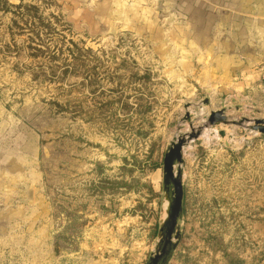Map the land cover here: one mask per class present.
Wrapping results in <instances>:
<instances>
[{
    "label": "rangeland",
    "instance_id": "1",
    "mask_svg": "<svg viewBox=\"0 0 264 264\" xmlns=\"http://www.w3.org/2000/svg\"><path fill=\"white\" fill-rule=\"evenodd\" d=\"M2 1L0 264H146L169 147L211 111L264 119V61L230 83L206 71L161 0L121 23L118 0ZM247 125L182 147L169 264H264V133Z\"/></svg>",
    "mask_w": 264,
    "mask_h": 264
},
{
    "label": "crops",
    "instance_id": "2",
    "mask_svg": "<svg viewBox=\"0 0 264 264\" xmlns=\"http://www.w3.org/2000/svg\"><path fill=\"white\" fill-rule=\"evenodd\" d=\"M161 2L165 17H169L170 22L178 20L184 25L176 39L182 46L189 44L181 46L180 52L184 55L194 53L206 71H222L225 77L221 78L230 83L234 78L232 73L241 72L244 77L246 72H253L264 61V0ZM142 3L143 0H118V22H126L129 14L143 19L154 6ZM191 25L196 31L202 29L204 32L196 33L192 38L187 34ZM190 48L192 52L188 51Z\"/></svg>",
    "mask_w": 264,
    "mask_h": 264
},
{
    "label": "water",
    "instance_id": "3",
    "mask_svg": "<svg viewBox=\"0 0 264 264\" xmlns=\"http://www.w3.org/2000/svg\"><path fill=\"white\" fill-rule=\"evenodd\" d=\"M208 104V101L205 102ZM188 108V106H186ZM189 113L186 112L184 120L189 118ZM247 125L246 130L250 132L264 133V119H255L253 121H230L223 110L211 111L210 115L203 126L197 129L191 128V133L178 137L169 147L163 162V191L165 200V217L161 221L158 231V242L154 253L149 257L146 264H169L173 253L180 239L179 223L183 214V189H182V171L180 165L183 163L182 147L187 141L198 138L204 128L209 126L223 124L242 127ZM221 137H224V132L221 131ZM247 134H245V137ZM177 166L176 171L174 167Z\"/></svg>",
    "mask_w": 264,
    "mask_h": 264
},
{
    "label": "bare ground",
    "instance_id": "4",
    "mask_svg": "<svg viewBox=\"0 0 264 264\" xmlns=\"http://www.w3.org/2000/svg\"><path fill=\"white\" fill-rule=\"evenodd\" d=\"M206 141H207V137H208V135H207V131L206 130H204V132L202 133V135H201Z\"/></svg>",
    "mask_w": 264,
    "mask_h": 264
},
{
    "label": "trees",
    "instance_id": "5",
    "mask_svg": "<svg viewBox=\"0 0 264 264\" xmlns=\"http://www.w3.org/2000/svg\"><path fill=\"white\" fill-rule=\"evenodd\" d=\"M1 4H2L3 6H4V5L7 6V5H6V1H4V0L1 2Z\"/></svg>",
    "mask_w": 264,
    "mask_h": 264
}]
</instances>
